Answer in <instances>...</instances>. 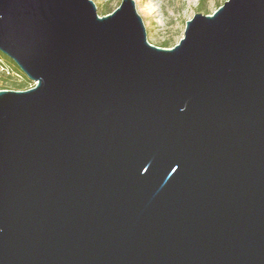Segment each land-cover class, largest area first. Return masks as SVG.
I'll return each instance as SVG.
<instances>
[{
  "label": "water",
  "instance_id": "obj_1",
  "mask_svg": "<svg viewBox=\"0 0 264 264\" xmlns=\"http://www.w3.org/2000/svg\"><path fill=\"white\" fill-rule=\"evenodd\" d=\"M0 264H264V0L149 42L135 0H0Z\"/></svg>",
  "mask_w": 264,
  "mask_h": 264
},
{
  "label": "rangeland",
  "instance_id": "obj_2",
  "mask_svg": "<svg viewBox=\"0 0 264 264\" xmlns=\"http://www.w3.org/2000/svg\"><path fill=\"white\" fill-rule=\"evenodd\" d=\"M99 15L102 10L110 7L112 11L118 8L122 0H94ZM226 0H135L138 13L142 16L147 38L150 43L162 46L164 41H170L173 47L184 36L187 21L198 12L213 14ZM111 11V12H112ZM167 47V48H169ZM16 71V68L15 70ZM16 77L0 78V85H10ZM22 79H17L21 81ZM35 86L33 81L32 87ZM12 87V86H9ZM15 89V88H5Z\"/></svg>",
  "mask_w": 264,
  "mask_h": 264
},
{
  "label": "trees",
  "instance_id": "obj_3",
  "mask_svg": "<svg viewBox=\"0 0 264 264\" xmlns=\"http://www.w3.org/2000/svg\"><path fill=\"white\" fill-rule=\"evenodd\" d=\"M112 9L110 7H106L102 10V14L106 15L111 13ZM170 41H164L162 46L169 47ZM0 63H3L6 66L12 68L13 72L6 73L0 72V78H12L13 76L16 77L15 81L12 82L10 85H0V89L5 88H15L17 90H25L32 87L33 81L27 77V75L18 67V65L7 55L0 51ZM16 68V71H14ZM17 79H22L21 81H17ZM12 86V87H9Z\"/></svg>",
  "mask_w": 264,
  "mask_h": 264
},
{
  "label": "built area",
  "instance_id": "obj_4",
  "mask_svg": "<svg viewBox=\"0 0 264 264\" xmlns=\"http://www.w3.org/2000/svg\"><path fill=\"white\" fill-rule=\"evenodd\" d=\"M0 72H6L9 74V73L13 72V70L9 66H6L3 63H0Z\"/></svg>",
  "mask_w": 264,
  "mask_h": 264
}]
</instances>
